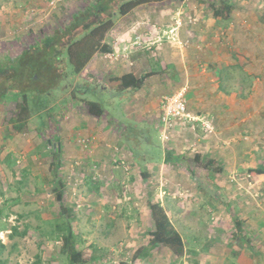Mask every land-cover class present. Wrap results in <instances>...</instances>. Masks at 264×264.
<instances>
[{
  "label": "rangeland",
  "instance_id": "rangeland-1",
  "mask_svg": "<svg viewBox=\"0 0 264 264\" xmlns=\"http://www.w3.org/2000/svg\"><path fill=\"white\" fill-rule=\"evenodd\" d=\"M95 1L0 0V61L18 57L25 48L36 43L42 35L55 28L69 25L75 12ZM235 1L238 22L236 25L239 32L246 31L250 34L248 29H252L253 33H259L263 39L255 40L249 35V39L243 36L233 41L234 35L237 34L233 33L230 23L226 25L227 28L225 26L218 32L217 36L220 39L218 41H223V46L220 43L216 48H224L219 52L221 58L236 66L228 70V65H223L224 72L218 73L223 77L218 81L217 91L223 92L228 89L238 91L242 88L246 95L255 92L263 100L264 0ZM186 5L178 18L182 21V16L184 20L192 16L196 20L190 25H195L199 20V15L193 14L194 11L189 13L186 10ZM207 8L210 9L211 6ZM119 16L115 15L114 19L116 20ZM151 35L153 34L145 36ZM216 43L218 42L216 41ZM190 44H192L191 39L183 40V44L177 43L178 46L183 45V48ZM200 44L203 49V43ZM245 68L248 70L245 71ZM67 71V78L63 80L59 89L33 92V96L37 99L45 98L46 106L43 107L39 104L35 108L36 110L28 123L29 127L23 130H17L9 121L18 103V98L2 97L0 99V157H2L0 159L2 165L0 166V189L4 184H8V190H5L6 195L2 199H11L13 210H16V213L21 211L38 213V217L33 214L10 215V210L7 209L6 211L9 213L0 218V228L2 229L0 230V241L6 244V248L0 252V258L7 259V264H35L37 255L47 259L44 264H48L47 261L49 264H70L69 253L64 248V237L58 235L57 231H53L56 224H60L62 221L70 224L73 238L77 241V248L83 251V259L87 261L86 264H148V259L143 257L134 259L133 255L139 245L147 242V232L154 227L148 206L149 200L161 201L162 195L171 198L176 195L177 199L173 198L168 201L172 203L176 200L174 207L176 208L181 200L183 202L182 209L184 213H187L186 217L190 219L192 217L190 209L193 201L196 200L195 195L199 192L205 194L211 187L210 181L203 186L198 181L192 180L193 177H202L208 180L212 177L226 179V184H219L218 193L224 191L227 186H232V193H235V188L239 187V189H244L245 198L261 203L264 209V175L259 176L260 178L256 177L262 181L257 188L255 179L253 180L254 177L247 169L250 163L258 166L260 163L264 164V121H262L264 103L260 104L261 108L259 109L262 130L253 135L246 128L248 131L244 133L248 138L246 153L248 167L221 168L219 172H222L218 177L216 170L198 167L199 164L195 160L193 161L194 152L190 147L191 141L182 142L183 144L173 142L174 146L171 145L175 149L179 151L181 148L184 149L183 159L175 160L174 157H177V154H173L169 155V160L165 162L167 146L171 140H163L162 123L159 117L157 123L152 126L146 127L143 124H138L134 121L132 114H129L123 107L124 101L120 97L112 95L109 90L98 87L93 82L86 83L83 74H76L71 65L67 67ZM255 74L259 77L256 78ZM244 75L246 76L243 79ZM80 92L84 94L85 98L102 102L105 108L102 120L108 118L109 123L118 125V128L120 124L126 125L128 131L135 135L124 136V140L122 139L126 142L127 138L131 139L129 141L130 149L120 150L115 147V150L119 151V155H117V159L110 157L112 164L106 168L109 176L111 175L108 179H101L102 173L99 167L102 165L97 164L94 176L90 178L86 176L85 180H82L83 178H79L83 175L79 178L77 175L78 182L75 174L77 165L73 160H70L71 158L66 157L65 153L63 155L62 150L59 151V167L52 168L54 160L52 153L58 147L50 145L49 140L51 143H60L61 145L63 118L67 116L73 119L75 115L73 116L72 111L77 106L84 107V103L78 100ZM161 99L162 97L159 99L160 108ZM72 104L74 108H72ZM260 105H250L251 108L248 112L252 113ZM36 112L39 113L36 114ZM161 113L162 109L160 115ZM209 122L214 128L213 123L210 120ZM142 129L147 134L144 137L142 135L137 137V130ZM186 131L190 137V132ZM238 132L236 130L234 133L236 134L234 140L236 143L241 137L243 138ZM174 138L176 137L174 136ZM76 140L78 142L81 140V144L86 143V146L92 147L93 143L89 136H80ZM188 143L189 146L186 147ZM143 154L147 155V160L140 158ZM55 160L57 161V158ZM161 163L164 169L158 166ZM145 170L151 171L147 178L143 175ZM159 172L157 180L156 174ZM85 174L88 173L85 172ZM236 180L241 183L239 184ZM59 181H63L65 185L62 201L57 199L56 193L53 191V187L59 186ZM243 181H246L244 186H242ZM232 183H236L237 186ZM91 186L94 188L97 186L98 189L90 188ZM17 198L19 201L14 204L13 202ZM218 198L219 200L223 199V195L218 194ZM206 199L211 203L212 197ZM64 208L67 210L65 211ZM13 210L11 209V211ZM206 212L201 215L204 228L222 225V229L228 231V234L223 238L216 230H212L208 234L203 231V235H207L209 241L232 243L235 236L231 235L229 231L233 227H237L234 215L224 213V210L219 214L211 213L207 209ZM216 216L219 218L214 220ZM181 217L184 218L182 215ZM106 224L110 225L108 231ZM15 225L20 232L14 233V237H12L10 235L13 233L11 231L14 230ZM228 225L232 226L230 230H228ZM213 228L215 229V227ZM23 231H26L25 235L22 234ZM186 234L189 237L190 233L186 232ZM211 235L212 237H210ZM190 240L192 239H184L185 242ZM256 241L261 243L264 250V230L261 232V238ZM223 244L226 245V242ZM191 255L190 245L185 249L183 257H178L171 249L162 246L159 249L155 248L151 256H147V258L153 256L154 264H195Z\"/></svg>",
  "mask_w": 264,
  "mask_h": 264
},
{
  "label": "crops",
  "instance_id": "crops-1",
  "mask_svg": "<svg viewBox=\"0 0 264 264\" xmlns=\"http://www.w3.org/2000/svg\"><path fill=\"white\" fill-rule=\"evenodd\" d=\"M186 1L188 0L148 2L137 6L126 15H120L116 20L114 19V26L104 40L106 47L99 49L94 54L81 74H83L86 83L93 82L98 87L109 90L112 95L120 97L124 101L123 107L129 114H132L134 121L146 127L156 124L158 117L161 119L159 99L162 96L172 95L180 89L184 90L187 109L199 120L194 122L178 120L176 122L174 128L170 131L171 141L167 146L165 162L173 154H177V157H174L175 160L180 161L183 159L184 149L181 148L180 151L175 149L172 147V145L174 146L173 142L183 144L182 142L191 141L190 147L194 152L193 161L195 160L199 164L198 167L216 170L219 177L222 172H219L221 168L248 167L246 165L248 138L244 133L249 130L251 134L256 135L257 131L262 130L259 109L261 108L260 104L264 103V99L262 100L260 95L255 92L246 95L242 88L238 91L229 89L223 92L217 91L218 81L223 77L218 73L224 72L223 65H228V70L236 66L221 58L219 52L220 49L224 48L220 47L219 49L216 47L220 43L223 46V41H218L220 39L217 34L230 23L233 33L237 34L234 35L233 41L243 36L248 39L254 37L255 40L263 38L259 33H253L252 29H248L251 32L250 34L246 31L239 32L236 25L238 22L235 13L237 5L235 0H233L232 13L229 19L213 16L212 3L218 0H190L187 3ZM204 1H206V4ZM185 5L189 13L194 11L193 14L199 15V20L195 25H190L182 16L183 22L179 27L180 39L192 40V44L183 48V46H178L176 41L165 37L163 30L165 32L168 31L166 30L168 28H176L177 21H181L178 17L184 11ZM209 6H211V10L207 8ZM146 33L153 35L148 37L145 36ZM134 36H141L142 43L140 45H133V41L136 39ZM199 42L203 43V49H201ZM129 46L131 47L129 48ZM126 47L128 48L126 49ZM246 70L248 69L245 68ZM255 75L256 78L259 77L257 74ZM126 76H128L127 82L130 83L127 88L123 84ZM141 79L140 85L133 86L134 81ZM72 96L74 97V94ZM78 100L84 103V107L75 106L76 108L72 111L73 116L75 115L73 119L67 116L63 118V141H60V151L62 150L63 155L65 153L66 157L71 158L70 160L76 163L77 169L75 170L78 174L76 172L75 174L78 182L82 178V180H85L86 176L88 178L94 176L97 164L102 165V167H99L102 173L101 179H108L111 175L109 176L106 168H109V164H112L110 157H114V159L116 157L117 159L119 151L117 152L116 148L120 150L130 149L129 141L131 139L127 138V142L123 140L124 136L130 135L132 137L134 133L129 132L126 125L120 124L118 128V125L109 123L108 118L102 120V115L105 113L102 102L85 98L81 92ZM86 100L101 104L104 113L101 116L90 114ZM250 105L260 106L249 113ZM72 108H74L73 104ZM262 116V121H264V113ZM202 119L210 120L214 128L212 130L207 129L203 125ZM186 130L190 132V137ZM236 130L239 131L238 134L240 133L243 136L238 143L234 142ZM146 134L142 129L137 130L136 135L137 137L139 135L144 137ZM80 136H89L91 143H93L92 147L86 146V143L81 144L78 142L76 139ZM188 146L189 143L186 147ZM140 158L147 160V155L143 154ZM165 162L164 166L166 165ZM0 166H2L1 163ZM158 166L161 169L163 168L162 163ZM253 167H258V165L250 163L249 168ZM85 172L88 174H85ZM144 172L151 173L149 170ZM104 174L105 176H103ZM159 174L160 172L156 174L157 180ZM77 175L78 178L81 175L83 177L81 176L78 179ZM254 179L256 187L259 188V184L262 183L261 179L258 180L256 177ZM192 180L198 181L203 186L210 181L211 187L210 192L208 191L205 194L199 192L195 195L196 200L193 201L190 209L192 215L190 219L186 217L187 213H184L182 209L183 202L181 200H179L176 208H174L176 200L172 203L168 201L173 198L177 199L176 195H173L172 198L162 195L160 202L167 208L175 228L181 233L182 237L192 239L185 242V245L186 248L190 245L191 258L194 263L264 264V250L261 243L256 241V239L261 238V232L264 230V209L261 203L245 198L246 195H243L244 189H239V187L235 188V193H232V186H227L224 191L218 193L219 184H226V179L212 177L208 180L202 177H193ZM237 182L241 183L240 181ZM232 185L235 186L236 183H232ZM244 185H246V181L242 182V186ZM90 188H94V186ZM94 189H98L97 186ZM5 190H8L7 183L0 189L2 215L6 216L9 213L6 210L9 209L10 215L33 214L38 217V213L35 211L16 213V210H13L14 206L11 204V199H2L6 195ZM218 194H222L225 200H219ZM209 197H212L211 203L207 202L206 198ZM13 203L15 204V202ZM206 209L211 213L219 214L220 211L223 212L224 210V213L234 215L233 217L238 222L237 227L235 226L230 230L232 226L229 227L228 225L229 232L235 236L232 243L228 241H209L207 235H203V231L208 234L212 230H216L223 238L228 234V231L222 229V225L220 227L213 225L204 228L201 215L207 213ZM218 218L219 216H216L214 220ZM106 225L108 231L110 225ZM35 227L38 228V226ZM0 230L2 229L0 228ZM186 232L190 233L189 237ZM224 242H226V245L223 244ZM144 259L149 260L148 264H154L155 258L153 256ZM45 260L47 259L42 257L43 264ZM47 263L49 264L48 261Z\"/></svg>",
  "mask_w": 264,
  "mask_h": 264
},
{
  "label": "trees",
  "instance_id": "trees-1",
  "mask_svg": "<svg viewBox=\"0 0 264 264\" xmlns=\"http://www.w3.org/2000/svg\"><path fill=\"white\" fill-rule=\"evenodd\" d=\"M155 1L162 0H96L75 12L69 25L55 28L42 35L36 43L25 48L18 57L2 59L0 61V99L2 97L18 98L16 108L9 120L12 126L17 130L29 127L28 123L36 110L35 108L39 104L43 107L46 106L45 98L37 99L33 96V92L59 89L63 80L67 78L69 65L73 66L76 74H79L94 54L99 49L106 47L104 40L114 26L115 15H126L141 4ZM212 4L213 16L223 19L230 18L233 0H218ZM127 78L128 76L124 77L123 83L126 88L130 86ZM141 82L142 79L134 81L133 86L136 87ZM85 102L90 114L101 116L104 113L101 104L87 100ZM38 113L36 112V114ZM59 154L58 149L52 153L53 169L59 167ZM248 171L253 177H261L264 175V165L248 168ZM143 175L147 178L150 174L144 172ZM58 183L59 186L53 187V191L56 193L57 199L62 201L65 185L63 181ZM18 201L17 198L14 202ZM148 206L154 227L147 232V242L136 248L133 258H145L151 255L155 248L158 249L162 246L171 249L178 257H183L186 249L185 241L175 228L167 208L160 201L153 199L149 200ZM2 214L1 208L0 218ZM53 231H57L58 235L64 237V248L69 253L70 264L87 263L83 259V251L77 248V241L73 238V231L69 223L62 221L60 224H56ZM11 232L13 233L10 236L14 237V233L20 231L16 226ZM25 232L23 231L22 234L25 235ZM5 248L6 244L0 241V252ZM7 261V259L0 258V264H7ZM35 264H43L40 255H37Z\"/></svg>",
  "mask_w": 264,
  "mask_h": 264
},
{
  "label": "built area",
  "instance_id": "built-area-1",
  "mask_svg": "<svg viewBox=\"0 0 264 264\" xmlns=\"http://www.w3.org/2000/svg\"><path fill=\"white\" fill-rule=\"evenodd\" d=\"M195 20H196L195 18H192V16H189V18L187 19V23L188 24L193 23L195 22ZM182 22L183 21H177L176 28L173 27L165 32L163 30L164 36L167 38H171L173 41H176L179 44H183V40H181L179 36V27L182 24ZM135 38L136 39L133 41L134 42L133 45H140L142 43L141 36H137ZM130 47L131 46H129V48ZM127 48L128 47H126V49ZM161 109H162V113H161L160 120L162 123L161 130H162L163 140L170 139V131L174 128L178 120H181L183 122H194V121L199 120L196 116L192 115L188 111L185 92L184 90H181V89L176 91L172 95L162 96ZM201 121L207 129L209 130L213 129L209 120L202 119ZM79 141L81 142V140ZM83 141L85 142L86 140H83Z\"/></svg>",
  "mask_w": 264,
  "mask_h": 264
},
{
  "label": "water",
  "instance_id": "water-1",
  "mask_svg": "<svg viewBox=\"0 0 264 264\" xmlns=\"http://www.w3.org/2000/svg\"><path fill=\"white\" fill-rule=\"evenodd\" d=\"M50 145L52 144L54 147H58L59 151H60V143H51V141L49 140Z\"/></svg>",
  "mask_w": 264,
  "mask_h": 264
}]
</instances>
